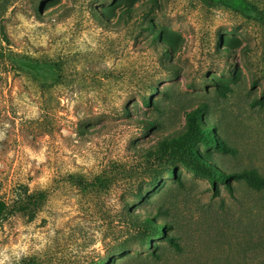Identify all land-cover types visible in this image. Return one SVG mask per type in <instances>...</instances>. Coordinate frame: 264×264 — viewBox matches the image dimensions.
Masks as SVG:
<instances>
[{"label": "rangeland", "instance_id": "1", "mask_svg": "<svg viewBox=\"0 0 264 264\" xmlns=\"http://www.w3.org/2000/svg\"><path fill=\"white\" fill-rule=\"evenodd\" d=\"M190 148L264 176V0H0V199L46 193L0 264H264V189Z\"/></svg>", "mask_w": 264, "mask_h": 264}, {"label": "trees", "instance_id": "2", "mask_svg": "<svg viewBox=\"0 0 264 264\" xmlns=\"http://www.w3.org/2000/svg\"><path fill=\"white\" fill-rule=\"evenodd\" d=\"M136 1V0H130ZM159 31L154 32L153 40L156 41L157 35H159ZM164 40L170 44V46H174L172 44L171 38L165 37ZM146 105L148 102H145ZM144 128L152 127L151 123H144ZM212 130L209 128H203L201 122V115L198 112H190L187 115L186 122V131L183 136V140L192 141L193 139H201L207 145L217 146V142L215 143L213 139H209L207 136ZM212 133V132H211ZM208 139V140H207ZM210 140V141H209ZM190 154L193 157L191 160V165L189 167L197 174L203 175L207 178L210 185L215 188L217 182H223L225 184L228 183L231 179H243L247 185L254 190H262L264 189V176L258 175V173L254 170L243 171V172H221L216 168L208 167L203 165L200 160L197 159L195 151L190 148ZM46 200V193L44 191H35L25 195L23 198H18L13 200L11 203H6L4 200L0 199V217L6 213L18 214L22 217H30L31 215L37 213ZM145 222H148L146 218ZM162 230L161 226H157L155 230V236L161 235L160 231Z\"/></svg>", "mask_w": 264, "mask_h": 264}]
</instances>
